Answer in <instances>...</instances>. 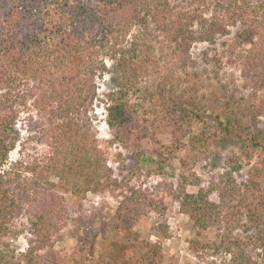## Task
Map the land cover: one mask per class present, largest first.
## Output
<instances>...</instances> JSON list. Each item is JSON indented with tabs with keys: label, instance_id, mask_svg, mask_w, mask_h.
Wrapping results in <instances>:
<instances>
[{
	"label": "trees",
	"instance_id": "obj_1",
	"mask_svg": "<svg viewBox=\"0 0 264 264\" xmlns=\"http://www.w3.org/2000/svg\"><path fill=\"white\" fill-rule=\"evenodd\" d=\"M232 27L238 28V42L244 41L243 30L252 32L243 72L246 85L262 94L260 112L264 0H0V264H49L39 251L61 239L70 226L96 235L94 216L86 215L83 208L88 192L105 190L122 196L110 226L138 219L145 205L158 209L147 190L115 178L96 140L97 78L106 73V60L113 61L119 80L101 101L114 140L126 143L130 133L155 140L154 122L150 129L147 120L139 118L130 95L140 91V82L148 76L173 79L192 63L194 43L215 44ZM160 87L158 83L149 94L153 103L145 110L152 111L154 121L173 130L192 118L206 122V106L201 102L163 98L156 110ZM226 113L216 112L214 130L197 139L218 142L234 135L244 147L264 156L263 133ZM18 123L23 124V132ZM160 146L168 151L177 147ZM16 148L18 157L10 160ZM232 175L233 171L227 172L217 183L176 196L194 226L201 230L218 226L221 231L218 240L190 242L197 256L200 251L223 255L219 264H258L259 255L264 264V237L237 232L249 226L239 218L240 208L251 224L264 215L263 192L256 204L248 202L247 192L256 191L254 175L244 190ZM212 191L217 192L218 202L209 198ZM161 229L168 234L166 227ZM20 236H25L26 247L15 252L10 239ZM142 246L146 248L142 262L164 264L160 242Z\"/></svg>",
	"mask_w": 264,
	"mask_h": 264
},
{
	"label": "rangeland",
	"instance_id": "obj_2",
	"mask_svg": "<svg viewBox=\"0 0 264 264\" xmlns=\"http://www.w3.org/2000/svg\"><path fill=\"white\" fill-rule=\"evenodd\" d=\"M250 1L254 3L259 0ZM237 30V27L230 28L228 35L219 37L212 45L194 43L190 49L192 63L178 75L169 81L148 76L140 82V91L130 95L139 118H145L150 129H153L150 123L154 122L156 141L149 137L138 139L131 133L126 143L114 140L112 130L105 123L101 100L108 91L116 89L119 72L113 61L106 60L107 71L97 78L96 140L115 178H124L136 190H147L144 192L150 194L159 206L152 209L145 205L138 219H123L110 226L109 222L122 196L115 197L105 190L100 193L88 192L83 208L86 215L94 216L92 228L96 235L89 236L83 227L70 226L64 230L61 239L39 251L43 260L49 264H145L142 262L146 250L142 244L145 242H160L164 264H219L223 260V255L207 251H198L196 255L191 240H218L221 231L218 226L206 230L194 226L188 214L180 209L176 196L183 190L195 193L200 185L217 183L230 171H233L232 176L241 190L249 183L251 174L252 177L254 175L256 191L247 192L248 202L256 204L260 190L264 196V156L259 151L244 147L234 135L218 142H213L211 138L205 142L197 139L202 132L209 134L214 130L213 116L221 109L226 110L232 119H239L238 123L252 130H260L264 135V107L260 112L257 110L262 94L246 85L243 72L244 54L252 32L243 30L244 41L238 42ZM158 83L161 87L157 88L154 100L158 102L156 110L161 109L159 103L163 98L201 102L206 106V122L192 118L191 121H183L180 129L173 130L167 123L154 121L152 111L145 110H149L153 103L148 100L149 94L155 92ZM25 116L26 113H22L20 120ZM17 126L21 132L24 131L22 123ZM160 144L177 147L168 151ZM17 157L16 148L10 153V160ZM209 198L215 202L220 200L216 191H212ZM232 203L238 204L236 201ZM237 214L241 221L249 225L242 226L237 232L264 237L262 213L260 220L256 219L252 224L245 210L240 208ZM161 226L167 228V235L163 234ZM10 244L15 252L24 250L25 236L10 239ZM260 251L259 248L257 252ZM261 257L255 258L258 264H261Z\"/></svg>",
	"mask_w": 264,
	"mask_h": 264
}]
</instances>
